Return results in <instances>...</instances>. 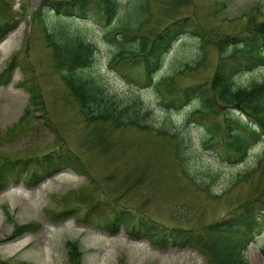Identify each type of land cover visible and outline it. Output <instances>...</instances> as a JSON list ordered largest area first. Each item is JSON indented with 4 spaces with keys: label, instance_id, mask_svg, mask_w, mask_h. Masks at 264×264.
Instances as JSON below:
<instances>
[{
    "label": "rangeland",
    "instance_id": "1",
    "mask_svg": "<svg viewBox=\"0 0 264 264\" xmlns=\"http://www.w3.org/2000/svg\"><path fill=\"white\" fill-rule=\"evenodd\" d=\"M193 1L197 16L213 30H230L250 17L264 19V0ZM42 2L0 1V22L10 21L14 25L0 38V69L15 53L28 69L26 75L24 69L15 67L8 81L0 78V161L35 158L47 151L66 149L78 165L62 164L56 173L36 185L28 184L25 177L22 181L8 180L3 188L0 186V258L11 264H69L66 243L74 241L84 252L83 264H207L206 257L196 248L160 247L135 236L124 226L115 231L107 220L112 217L114 209L134 213L135 216L143 215L168 227L178 224L202 227L212 220L221 219L253 192L259 180L258 174L247 181L232 183L238 173L253 163L264 144L256 145L242 164L226 166L202 145L204 134L201 128L186 122L188 107L167 114L158 105L152 88L144 84L145 80L141 84L135 83V79L141 76L133 73L125 76L111 70L107 65L111 43L108 38H103L101 26L95 21L90 27L78 20H67L71 30L85 34L101 48L89 73L99 77L118 95L126 96L135 91L142 96L153 109L152 120H166L182 140L177 153L171 138L128 127L115 133V154L99 157L86 153L80 142L84 133L82 121L72 102L65 98L66 88L59 72L50 67L51 59L41 28L29 24L35 10L42 7ZM151 8L153 15L148 27L158 20L159 8L153 0ZM42 13L46 23H56L54 13L47 7L42 9ZM204 50V63L192 72L186 71L179 79L180 84L209 79L217 53L212 47ZM201 53L194 40L178 39L165 56L158 77L171 74L186 63H193ZM25 77L28 84L34 82L39 85L46 113L32 110L30 119L21 124L24 110L30 103L29 93L21 84ZM263 79L264 65H260L239 75L235 84L249 86ZM42 116L49 118L54 131L46 126ZM179 155L194 181H207L209 191L196 189L193 181L182 174L178 165ZM128 175L131 176L129 181L123 182ZM211 176L214 177L212 180ZM128 184L133 185L128 188ZM84 189L95 191L101 208L100 214L85 220L87 207L73 195ZM70 206L75 211L66 220L51 219L47 215L48 209L59 212L69 210ZM180 216L188 217L184 222ZM27 222L32 223V228L9 240L13 224ZM263 250L264 232L256 231L246 242L243 255L250 264H263Z\"/></svg>",
    "mask_w": 264,
    "mask_h": 264
},
{
    "label": "trees",
    "instance_id": "2",
    "mask_svg": "<svg viewBox=\"0 0 264 264\" xmlns=\"http://www.w3.org/2000/svg\"><path fill=\"white\" fill-rule=\"evenodd\" d=\"M46 1L43 0L42 7L35 10L29 24L41 28L51 59L50 67L59 72L66 88L65 98L72 102L82 121L84 133L80 142L86 153L99 157L115 154V133L128 127L171 138L177 153L182 140L166 120H152L153 109L142 96L135 91L126 96L118 95L99 77L89 73L101 48L85 34L71 30L67 20H78L90 27L95 21L101 26L103 38H108L111 43L107 60L111 70L125 76L129 73L141 76L135 79V83L141 84L145 80L144 84L152 88L158 105L167 114L188 107L186 122L201 128L204 134L202 145L226 166L242 164L256 145L264 144V79L249 86L235 84L242 73L264 65V19L250 17L230 30L218 31L197 16L193 0H153L159 8L158 20L148 27L153 15L152 0H48V4ZM44 7L54 13L56 23L43 20ZM13 27L10 21L0 22V38ZM177 39L194 40L202 53L194 58L193 63H186L183 68L159 78L158 71L163 60ZM207 47H212L217 53L209 79L180 84L179 79L186 71L192 72L204 63V49ZM17 54H13L6 66L0 69L1 79L8 81L16 66L28 74L26 64L18 60ZM24 79L21 84L29 93L30 103L24 110L21 124L30 119L32 110L46 113L39 85L34 82L28 84V79ZM42 119L54 131L49 118L42 116ZM177 157L182 174L193 181L195 188L209 191L207 181L195 182L183 158L180 155ZM68 162L78 165L66 149L47 151L35 158H6L0 161V186L3 188L8 180L22 181L25 177L28 184L36 185ZM257 174L259 180L243 202L223 218L212 220L202 227L181 224L168 227L149 217L135 216L118 209L112 210L113 215L107 221L115 231L124 226L135 236L160 247L196 248L206 257L207 264H250L243 255L246 242L256 231L264 232V147L253 163L236 175L232 185L254 178ZM130 178V175L126 176L123 182H128ZM213 178L210 177L211 180ZM132 185L128 184V188ZM73 195L87 207L84 220L100 214V199L95 196L94 190L84 189ZM69 208L59 212L48 209L47 215L51 219L66 220L75 211L73 206ZM7 214L10 218L8 211ZM187 217L179 218L184 221ZM31 225L29 222L14 223L9 240L31 229ZM66 248L69 264H83L84 252L76 242L68 241ZM0 264L11 263L0 258Z\"/></svg>",
    "mask_w": 264,
    "mask_h": 264
}]
</instances>
